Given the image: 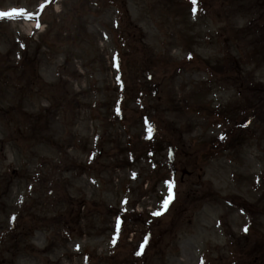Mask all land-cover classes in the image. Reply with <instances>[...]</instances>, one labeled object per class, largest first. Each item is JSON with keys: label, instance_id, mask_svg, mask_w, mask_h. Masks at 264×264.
I'll return each instance as SVG.
<instances>
[{"label": "rangeland", "instance_id": "obj_1", "mask_svg": "<svg viewBox=\"0 0 264 264\" xmlns=\"http://www.w3.org/2000/svg\"><path fill=\"white\" fill-rule=\"evenodd\" d=\"M14 9L0 19V264L264 256V0H0ZM241 56L240 70L205 64ZM245 119L242 147L215 140ZM147 135L163 143L151 160Z\"/></svg>", "mask_w": 264, "mask_h": 264}, {"label": "trees", "instance_id": "obj_2", "mask_svg": "<svg viewBox=\"0 0 264 264\" xmlns=\"http://www.w3.org/2000/svg\"><path fill=\"white\" fill-rule=\"evenodd\" d=\"M264 10H261V17H262V15H264V12H263ZM261 34V33H260ZM240 35H241V37H249L251 34L249 33V32H247V30H245V31H242V32H240ZM252 45V44H251ZM207 64V66L211 69V70H213V71H215V70H220V71H223L222 69H223V67H214V66H212L211 64H209V63H206ZM55 86L54 85H49V86H47V90L48 91H50L48 88H51V89H53ZM56 110H59V107L57 106L56 107ZM50 111H52V109L51 110H49V112ZM49 113L47 112V115H48ZM220 115H223L222 113H220ZM235 117H236V115H235ZM237 117H239V115L237 116ZM235 129H237L238 131H237V133H238V137H234V135H231L230 134V138H229V140H226V137H223V138H219V141H220V143H221V145L222 144H226V143H228V146L229 147H231V148H234V147H241V146H243L245 143H246V137H245V131H244V129L243 128H241V127H237V126H235ZM217 142H218V139L216 140ZM259 254L261 255H255V257H253V258H249L248 260H246V261H243L241 264H245L246 262V264H264V256L262 255V250H260L259 251Z\"/></svg>", "mask_w": 264, "mask_h": 264}, {"label": "snow or ice", "instance_id": "obj_3", "mask_svg": "<svg viewBox=\"0 0 264 264\" xmlns=\"http://www.w3.org/2000/svg\"><path fill=\"white\" fill-rule=\"evenodd\" d=\"M191 2L193 3V5H195L197 3V0H191ZM13 15L23 16L25 15V13L23 11H18L15 9L12 12H0V19L11 18ZM37 27H39V25H37ZM154 215H160V213H154Z\"/></svg>", "mask_w": 264, "mask_h": 264}]
</instances>
